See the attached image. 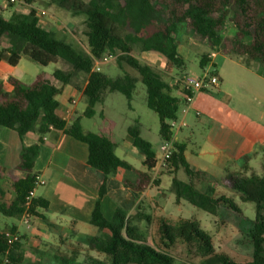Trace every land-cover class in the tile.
<instances>
[{
  "label": "trees",
  "instance_id": "1",
  "mask_svg": "<svg viewBox=\"0 0 264 264\" xmlns=\"http://www.w3.org/2000/svg\"><path fill=\"white\" fill-rule=\"evenodd\" d=\"M33 3L35 0H25ZM64 1V0H63ZM86 14L84 33L89 52L58 39L54 32L45 31L38 25V18L30 13L26 19H8L0 13V43L5 35L12 38L10 46L0 51V58L11 65H17L22 55L47 66L60 59L71 65V70L57 68L51 77L40 75L35 82L27 84L11 77V91L0 85V125L16 130L20 136L32 131L47 134L51 126L87 143L89 165L104 173L105 179L114 174L120 166L131 167L116 154V143L108 135L86 131L81 117H92L95 106L103 95L119 91L132 99L139 76L147 88V105L160 118V136L168 140L174 136L169 121L179 117L181 98L173 94L170 83L163 74L148 62L142 61L134 52L139 50L162 54L169 64L182 68L186 64L178 50L177 32L186 24L197 35L208 38L212 43L218 40L225 54L243 57L247 64L258 62L264 68V0H86L80 9ZM228 19L235 32L231 37L223 34ZM119 53L120 66L123 62L139 73L128 71L111 77L93 69L94 56L105 51ZM210 58L203 54L202 69ZM87 75L84 88L88 105L84 114L67 122L57 113L59 101L56 96L74 76ZM140 122L136 120L128 127L134 145L144 155V163L150 168L156 166V150L152 143L141 135ZM39 144L23 146L19 167L27 172L25 177L12 183L13 196L0 187V215L20 218L27 210L26 198L34 187L37 174L33 173ZM183 169L188 182L181 181L176 172ZM173 174L172 191L176 202L183 201L218 216L223 209L242 212L233 197L215 195L213 191H202L195 184V178L204 172L195 170L185 156V145L173 144V153L165 170ZM136 181L126 184L135 190L144 189L150 182L148 173L138 172ZM157 182V180H154ZM232 188L243 202L255 203V217L246 235L253 245L252 257L239 262L226 251L217 249L213 236L202 229L195 217H180L176 222L161 218L159 222V243H149L145 231L138 222L146 221L147 227L153 216L142 211L129 215L118 207L112 218L104 216L100 200L93 210L91 223L99 234L92 240L90 248L106 255V259L90 257L79 263L76 257H64L60 264H177L171 249L183 244L189 253L203 259V264H264V173H253L233 180ZM106 182L100 188V196L106 193ZM48 201L35 197L29 208L32 215H40V208H47ZM11 231H17L12 226ZM26 264L23 245L20 240L9 245L5 231L0 228V264Z\"/></svg>",
  "mask_w": 264,
  "mask_h": 264
},
{
  "label": "crops",
  "instance_id": "2",
  "mask_svg": "<svg viewBox=\"0 0 264 264\" xmlns=\"http://www.w3.org/2000/svg\"><path fill=\"white\" fill-rule=\"evenodd\" d=\"M85 1L48 0L47 3L52 9L35 7L33 3H26L25 0L24 3L15 5L6 6L2 3L0 13H6L8 19H19L20 16L34 13L40 28L54 32L55 36L60 34L64 37H67L68 33L59 25V20L67 19L74 26L71 32L78 41L77 35L83 30L79 22H85L87 18L79 17L84 14L80 9ZM11 42V36L5 35L0 43V51L8 48ZM178 50L182 52L181 46H178ZM212 52L211 50L203 53L208 54L210 58L204 68L214 70L219 78L218 84L211 86L216 87V93L209 90L211 87L203 89L194 94L191 104L186 105L182 91L177 86L178 89L175 90L172 87L173 94L181 98L179 117L187 122L186 126L174 132V137L175 141L185 145V156L191 166L204 172L195 178L196 186L202 191L211 190L215 195L228 196L225 192H235L232 188L234 179L253 173H264V169L261 172L256 171L257 164L264 168V68L254 61L247 64L243 57H233L220 51L212 55ZM182 55L187 60V55ZM24 56L28 55H22L17 65H11L6 59L0 58V85L6 91L12 90L9 81L11 77L25 82V77L18 72ZM146 58L149 59V56ZM57 63L61 65V59ZM163 65H166V61ZM176 69L172 65L169 73L174 75L175 71L184 70L183 75L193 74L189 72L186 64ZM53 72L43 75L51 77ZM78 77L74 76L72 82L65 84L61 93L56 96L60 104L57 113L67 122H72L84 114L88 105L84 94L88 77L85 81H79ZM35 81L36 79L33 82ZM237 85L246 93H241L243 107L233 110L228 103L232 95L231 86L238 88ZM104 95L97 104L102 105ZM186 106L187 111L184 112ZM205 110L208 112L206 123L209 125V132L202 140L194 141L193 147H190L189 142L193 143L192 136L196 135V120L202 122L200 117ZM99 112L109 124L99 131L86 129L84 120L89 117L82 116L83 128L110 136L117 145L116 154L131 166H120L106 179L102 171L89 165L87 143L62 130L51 128L40 141L41 136L37 131L20 136L16 130L0 125L1 188L7 190L15 180L26 176L27 172L19 167L23 146H40L33 173L45 180V183L36 188L35 197L47 200L48 207L40 208V215L31 216V227H27L22 217L18 218L19 223L15 224L26 239L22 244L25 261V248L38 252V259H49L50 263L47 264H60L64 257H76L79 263L87 262L90 257L106 259L105 254L90 248L92 240L99 234L98 228L91 223L98 200L101 202L104 216L108 219L113 217L118 207H122L129 215L135 214L139 208L151 214L153 221L150 226L155 225L158 229L161 218L176 222L183 217L181 209L179 215L172 217L167 209L172 194L175 196L171 188L174 175L159 170L158 167L150 169L144 163V155L134 145L128 132L129 126L124 132V126L111 119L103 105ZM185 128L191 129V135L184 133ZM159 155L160 151L156 150V156ZM138 172L150 175L149 184L142 190H135L126 184L127 180L136 181L139 178ZM176 175L183 182L189 180L183 169H179ZM167 176L171 179H167ZM104 181L107 191L101 197L100 188ZM174 202L177 205L182 204L176 202V197ZM145 223L146 221H141L138 225L144 230L147 227ZM150 237L147 238L149 243L152 244L154 240L159 242V235Z\"/></svg>",
  "mask_w": 264,
  "mask_h": 264
},
{
  "label": "rangeland",
  "instance_id": "3",
  "mask_svg": "<svg viewBox=\"0 0 264 264\" xmlns=\"http://www.w3.org/2000/svg\"><path fill=\"white\" fill-rule=\"evenodd\" d=\"M47 1L48 0H35L33 2V5L39 8L52 9L48 5ZM2 3V0H0V5ZM2 14L6 18H8V15L6 13ZM82 16L85 18L87 17L85 14L79 15V17ZM26 18V15L20 16V19ZM59 25L63 29H65V31H67L68 35L67 37H64L60 34H56V37L58 39L72 44L74 47L81 51L89 52L90 49L88 46L87 37L84 33V21L82 23L81 21L79 22L80 28H83V30L77 35V37L79 38L78 41L74 38L75 36L71 32L72 30H74V26L72 25V23H70L67 19H60ZM234 32V24L231 19H228L223 34L226 37H231ZM176 36L179 46H181V53H185L187 55V69L189 70V72L193 73V76L202 74L200 59L205 51L215 50L224 53L218 40H215L211 43L208 38L195 34L186 24L180 26ZM114 54L117 55L118 53ZM134 54L144 62L153 63V66L163 74L164 78L168 82H171L173 84V89H178V86L175 84V80L178 77L181 78L183 76L182 71L184 70L175 71L176 73L174 75H171L169 73V70L172 65L169 64L166 58L160 53L152 51L143 53L139 50H136ZM147 55L149 56V59L146 58ZM118 56H114V58L110 62L103 64L101 66V71L111 77H117L121 75L126 68L128 71L139 76V73L128 66L126 63L123 62V66L125 68L120 66ZM164 61H166L165 66L163 65ZM57 68L68 70L69 68H71V65L61 59V65H59L58 63H50L49 65L44 66L34 61L30 57L24 56L22 61L20 62L18 72L23 75V77H25V82L30 84L33 83V81L40 75H43L44 73H52ZM175 68L178 69V67L176 66ZM78 79L79 81H85L87 79V75H80ZM237 86L239 87L236 88L235 86H231L232 95L228 103V106L233 110L243 107V94L241 93H246L240 85ZM238 89L241 92H239ZM209 90L214 93L217 92L216 87H211ZM102 105L105 108L106 113H109L108 115L111 119L124 126V132H126L125 128L127 126H130L136 120H138L141 124L140 128L142 137L149 140L155 150L160 151V146L163 142L160 136V118L158 114L150 109L147 105V88L142 82L140 76L139 80L136 83V87L133 91L131 100L119 91H108L104 95V101L102 102ZM102 105L100 103L97 104L95 108V114L92 117L86 118L84 120V127H86V129L99 131V129L109 124L99 112V109L102 107ZM202 113L203 114L200 117L202 122H199V119L196 120L198 122V126L194 128L196 135L192 136L193 143L189 142L190 147H193L194 141L202 140L204 136L209 132V125L206 123L208 112L205 110ZM191 125H193V123ZM176 130L177 129H175V131ZM183 131L184 133L191 135L190 128H185ZM257 168L259 169H256L257 172H261L264 169L262 168V166H260V164H257ZM167 179L170 180L171 178L167 176ZM7 191L8 195L12 197L13 189L11 186L7 188ZM225 193L235 199V201L242 209L241 213L231 209H223L220 212V215L213 216L206 211L199 209L185 201H183L181 205H177L174 202V194H172V200L168 201L167 209L169 210L170 217L179 215V209H181V216L195 217L199 221L201 228L206 230L213 236L214 243L218 250L226 251L230 256H232L239 262H245L250 260L252 257L253 245L249 241L246 233L252 225V220L255 217V203L243 202L237 192L228 191ZM16 223H19L18 218L0 215V228L2 230L9 231L12 226H15ZM146 226L147 223H145V227ZM23 229H25L24 226ZM17 231L21 236V243L23 244L26 239L24 235H22L21 231ZM144 231L147 238H149L150 235H159V229L155 225L144 228ZM153 243L158 244L159 242H156L154 240L152 241V244ZM25 250L27 252V264H37L38 262L39 264L50 263L49 259H38V252L31 250V248H25ZM171 252L175 256L177 264H203V259L195 255L194 253H189L183 244H178L171 249ZM2 264L9 263L7 261H4Z\"/></svg>",
  "mask_w": 264,
  "mask_h": 264
},
{
  "label": "built area",
  "instance_id": "4",
  "mask_svg": "<svg viewBox=\"0 0 264 264\" xmlns=\"http://www.w3.org/2000/svg\"><path fill=\"white\" fill-rule=\"evenodd\" d=\"M2 2L7 5H15V4H22L24 0H2ZM44 13V11H43ZM215 50H213L212 55L215 54ZM115 55L113 52L107 50L100 56H94V65L93 69L96 71H101V66L110 62ZM219 82V78L214 70L210 68H204L202 70V74L199 76H193L190 74L183 75L181 78L178 77L175 80V84L178 86L179 90L183 93V99L186 105L191 104L194 94L199 92L203 89L209 88L211 86L217 85ZM184 112L187 111V106L183 109ZM200 114V112H197ZM171 129L175 132V129H180L187 125V122L184 118H176L169 121ZM51 128H53L51 126ZM175 142V137L168 140H163L162 145L160 146V155L156 157V166L159 170H165L168 166V159L171 157L173 153V144ZM45 183V180L40 178L39 176L36 177L34 182V187L30 190L27 198H26V207L27 210L22 215L23 221L26 223L27 227H31V216L32 214L29 212V208L33 203V199L35 198V191L39 185ZM5 236L9 245L13 244L14 242L20 240V234L18 231H5Z\"/></svg>",
  "mask_w": 264,
  "mask_h": 264
}]
</instances>
